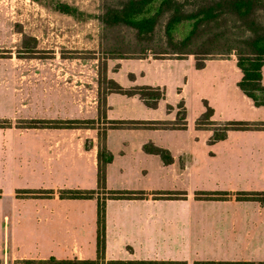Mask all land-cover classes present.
Here are the masks:
<instances>
[{
	"label": "crops",
	"instance_id": "1",
	"mask_svg": "<svg viewBox=\"0 0 264 264\" xmlns=\"http://www.w3.org/2000/svg\"><path fill=\"white\" fill-rule=\"evenodd\" d=\"M139 60L142 62L124 81L111 78L125 88L142 85L165 88V97L157 107H149L139 95L110 92L106 97V118L175 121L177 106L183 101L186 125L106 130L107 148L113 153V160L106 166L107 188L143 190L148 196L107 199L105 260H176L187 264L202 260L264 261V203L236 197L240 191H264V128L229 130L225 138L211 141L213 130L197 125L206 103L213 108L212 120L216 122H264V105L256 106L238 85L242 71L235 54L206 59L201 68L191 54ZM198 71L219 95L216 94L215 101L201 98L202 106L191 116L182 92L192 81L186 73ZM262 74L264 84V65ZM182 77L185 83L181 87L178 80ZM198 77L195 76L196 82ZM174 88L180 91L171 98ZM98 142L84 148L80 142L76 143L79 163L70 165L72 154L62 152V163L56 161L55 168L50 170L51 186L56 192L53 198L43 199V205H48L51 212H59L67 221L76 220V226L71 223L72 231L64 239L59 235L44 239L43 244L50 245L51 256L56 258L97 256V199L60 198L58 190L97 188ZM146 143L169 150L173 161L167 164L160 155L145 151ZM66 145L71 149L74 143ZM90 150L94 151L91 169L84 161ZM154 183L160 189H155ZM154 192L178 196L154 198ZM200 192L229 194L222 199L204 198L199 197ZM93 237L96 254L87 258L85 247Z\"/></svg>",
	"mask_w": 264,
	"mask_h": 264
},
{
	"label": "rangeland",
	"instance_id": "2",
	"mask_svg": "<svg viewBox=\"0 0 264 264\" xmlns=\"http://www.w3.org/2000/svg\"><path fill=\"white\" fill-rule=\"evenodd\" d=\"M63 1L91 14H102L105 4L119 0ZM159 42H165L160 26L152 44L157 46ZM145 43L137 40L135 31L126 26L110 28L96 18L77 20L39 0H0V120L7 124L0 127V264L48 259L52 252L50 245L43 244L44 239L58 235L64 239L72 231L71 223L76 226L75 218L67 221L43 205V199L53 198L56 192L51 186L50 170L56 161L62 163V152L72 154L70 165L79 163L76 143L80 142L83 148L91 146L99 140V132L109 128L103 116H107V102H100L107 93L106 78L124 81L142 62L139 58L176 56L153 54V50L134 52ZM114 46L130 49L124 54L127 57L112 58L106 50ZM186 75L192 81L184 87L182 98L192 116L202 106L201 98L215 101L218 92L202 72ZM196 75L200 76L197 82ZM178 81L182 87L185 78ZM179 91L174 88L171 98ZM177 108L178 112L182 110L179 104ZM33 118H94L96 123L91 128L23 127L26 120ZM67 143L74 145L68 149ZM93 152L90 150L84 160L90 169ZM153 187L161 186L154 183ZM99 188L98 184L96 190ZM45 190L54 193L47 195ZM85 236L89 237L88 233ZM87 243L85 253L89 258L96 254L95 237Z\"/></svg>",
	"mask_w": 264,
	"mask_h": 264
},
{
	"label": "trees",
	"instance_id": "3",
	"mask_svg": "<svg viewBox=\"0 0 264 264\" xmlns=\"http://www.w3.org/2000/svg\"><path fill=\"white\" fill-rule=\"evenodd\" d=\"M45 5L49 3L60 13L68 14L77 20H87L96 17L110 28L126 26L135 31V36L140 42H146L138 51L143 54L153 50V54H174L184 57L189 54L197 57L196 66L205 65L208 55L230 56L235 54L237 65L242 71V78L238 85L250 97L256 106L264 105V84L262 82V68L264 65V0H119L105 4L104 12L91 14L82 10L78 5L63 0H39ZM162 27L165 42L157 46L152 44L156 40V31ZM166 45V46H164ZM36 47V46H35ZM34 47V49H35ZM31 50L34 53L35 50ZM130 51V49H129ZM118 46L106 50L112 58H124L126 52ZM27 53V52H25ZM157 57V56H155ZM108 82L107 93L101 97V104H106L108 92H118L127 95H139L149 107H157L159 101L165 97V91L159 86H134L125 88L112 78ZM177 119L179 122L168 120H135L116 119L109 120V128H139V127H185L186 110L183 101L179 103ZM213 108L206 103V110L198 118L199 127H210L214 134L211 141L226 137L229 130H247L264 128V122L250 121H225L212 120ZM23 127H70L91 128L96 120L68 118L46 119L33 118L26 120ZM5 124L0 120V127ZM144 150L161 156L165 163H171L173 157L169 150L146 143ZM98 184L101 189L63 188L58 190L60 198H96L97 199V256L95 259H82L79 257L59 259L50 256L48 259H27L28 264H101L105 260L106 246V201L107 199H135L145 198L148 193L143 190L108 189L106 184V166L113 160V153L107 148L106 129L99 132L98 142ZM104 187V188H102ZM38 192V190H28ZM47 195L54 191L45 190ZM199 197L225 198L228 192H200ZM178 194L172 192H154V198H175ZM238 199L259 200L264 203V191H240L236 194ZM106 264H187L185 261L176 260H148V259H112ZM195 264H264V261H225L202 260Z\"/></svg>",
	"mask_w": 264,
	"mask_h": 264
}]
</instances>
